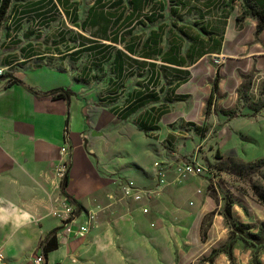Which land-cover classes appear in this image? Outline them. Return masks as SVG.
<instances>
[{
  "label": "crops",
  "instance_id": "crops-1",
  "mask_svg": "<svg viewBox=\"0 0 264 264\" xmlns=\"http://www.w3.org/2000/svg\"><path fill=\"white\" fill-rule=\"evenodd\" d=\"M250 7L264 0H12L0 27V67L14 66L0 75V264H34L52 233L48 264L176 263L163 223L178 209L150 176L160 133L170 123L172 141L186 120L237 156L264 139V107L253 106L264 28L243 15ZM62 88L70 97L54 98ZM127 181L152 190L147 205L124 195ZM63 193L78 224L94 215L87 232L66 233L51 212Z\"/></svg>",
  "mask_w": 264,
  "mask_h": 264
},
{
  "label": "rangeland",
  "instance_id": "rangeland-1",
  "mask_svg": "<svg viewBox=\"0 0 264 264\" xmlns=\"http://www.w3.org/2000/svg\"><path fill=\"white\" fill-rule=\"evenodd\" d=\"M259 101L253 106L257 107ZM208 123L206 120L201 125L203 135L208 131ZM217 123L220 122L215 125ZM183 125L175 129L172 141L167 136L171 131L170 123L160 133L163 154L158 160L166 167L167 183L157 197L163 194L168 202H174L179 214L176 219L169 215L167 220L170 221L163 223V234L175 237L172 242H164L163 249L166 252L171 247L175 264H264V234H260L264 203L255 194V186L264 187V166L258 171L239 169L238 173L221 169V156L234 157L238 163L264 158V139L254 145L240 143L237 146L240 156H237L235 147L207 144L198 140L201 136L186 120ZM241 156L255 158L244 160ZM187 160L200 163L203 173L181 175L177 167ZM150 176L158 179L157 171ZM155 201L156 197L148 203L149 213ZM142 203L147 205L145 200L138 205ZM226 207L231 209L232 219L227 216ZM177 219L178 223H174ZM248 233L261 237L257 240Z\"/></svg>",
  "mask_w": 264,
  "mask_h": 264
},
{
  "label": "built area",
  "instance_id": "built-area-1",
  "mask_svg": "<svg viewBox=\"0 0 264 264\" xmlns=\"http://www.w3.org/2000/svg\"><path fill=\"white\" fill-rule=\"evenodd\" d=\"M13 64H9L4 67H0V75H3L6 70L13 69ZM62 160L56 165L55 174L59 179L62 187H64L69 178V172L71 169V160L69 156V148L67 145L61 147ZM158 174V187H162L167 183V171L161 163L158 161L155 163ZM177 171L181 175L189 174H202L203 166L197 163L195 160H187L179 163ZM123 193L126 197H131L138 202H143L145 196L152 194V190H148L137 186L133 181H127L123 186ZM61 202L52 208V213L55 216H59L63 221V227L66 233H71L73 231L87 232L91 225V220L94 215H88L87 221L83 224H78L77 208L72 202V200L63 193ZM144 205V204H143ZM144 211L148 212L149 208L144 206ZM43 251L37 253L34 257V264H48L45 252V245Z\"/></svg>",
  "mask_w": 264,
  "mask_h": 264
},
{
  "label": "trees",
  "instance_id": "trees-1",
  "mask_svg": "<svg viewBox=\"0 0 264 264\" xmlns=\"http://www.w3.org/2000/svg\"><path fill=\"white\" fill-rule=\"evenodd\" d=\"M11 2H12V0H2V2L0 4V27L2 26L4 20L7 17L8 9L11 5ZM248 13L253 14L258 18V20H259L258 31L262 30L264 28V9H257V8L250 7L249 9H246L244 11L243 15L248 14ZM200 52H203V51H200ZM13 81H19V80L14 78ZM28 88L30 90H33L36 94H39L38 92H36L31 87L28 86ZM71 93H72V91L70 89H63L62 88V89H58V90L52 92V96L54 98H58V97L69 98ZM261 93H262V98L260 99L259 103L257 104L256 110H259V109L264 107V90ZM221 157H222L221 169L224 171L232 172V173H238L239 169L254 170V171L257 170L258 171V170H260V168H262L264 166V158L259 159V160L254 161V162L240 161V163H238V161H236V159L234 157H231V156L230 157L221 156ZM63 190H64V187H63ZM255 194L264 203V187H256L255 186ZM226 212H227V216L230 219H232L233 214H232V211L229 207H226ZM238 230H240L241 232H244V230L242 228L238 227ZM260 234L261 235L264 234V221L261 224ZM260 234L248 233V235L251 238H254L257 240L260 239V237H261ZM44 245H45V252H49L51 249L55 248L58 245L56 235L54 233L49 235L48 238L46 239Z\"/></svg>",
  "mask_w": 264,
  "mask_h": 264
}]
</instances>
